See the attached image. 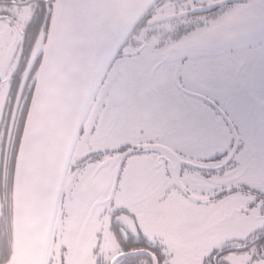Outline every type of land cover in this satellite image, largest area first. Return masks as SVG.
Wrapping results in <instances>:
<instances>
[{"label":"flooded vegetation","instance_id":"flooded-vegetation-1","mask_svg":"<svg viewBox=\"0 0 264 264\" xmlns=\"http://www.w3.org/2000/svg\"><path fill=\"white\" fill-rule=\"evenodd\" d=\"M25 2L33 4V0L10 4L23 6ZM3 3L9 4V0H0V4ZM34 14L23 28L15 26L16 37L20 40L16 56L10 71L0 75V138L4 136L5 124L9 134L5 141L6 165L9 162L15 164L18 150L13 152L12 140L17 136L18 126L21 132L24 127L43 50L37 48L45 43L48 31L43 21L34 33L26 31ZM259 16L264 17V0H160L142 18L128 37L122 58L112 66H119L123 60L131 61L146 49L156 50L157 57L142 75L141 84L127 77L124 71L118 69L114 73L113 81L118 77L129 79L131 103L114 107L115 99L112 100L111 95L116 87L113 82L110 91L95 97L79 138L94 133L105 137L113 129L120 137L103 150L91 147L74 149L66 174L69 181L60 206V224L56 233L60 242L53 241L48 264H117L129 256L140 257L136 264H148L141 254L150 257L151 264H167L166 247L151 240L145 232V203L155 193L149 190L145 193L144 187L136 186L133 183L136 179L125 177L124 172L131 169L127 168L130 164L142 163L140 159L155 158L157 161L166 156L170 159L167 163L163 160L166 169L184 164L181 159H173L170 145L157 148L153 143H167L172 137L192 140V134L186 133L184 127L192 126L197 112L207 113L213 119L211 111L201 103L207 99L202 94L203 88L195 90L201 87L197 79L190 77L185 81L186 87L176 82L178 76L183 80L189 71L188 66L179 62L181 55L204 53L198 66H214L217 78L226 80L245 96L248 110L257 115L260 127L264 128V57L261 56L264 44L260 43L264 40V32L258 34V30L252 29L253 25H264L258 20ZM221 44L222 48L218 46ZM229 47L235 50L231 62L224 51ZM215 52L221 55H209ZM251 55L257 61L246 58ZM209 78L207 71L199 73L200 81ZM179 127L182 131L177 132ZM201 136L211 135L201 132ZM213 157L210 159H219L220 155L215 153ZM92 166L98 167L94 175L79 180L81 173ZM159 169H162L160 162L155 170ZM4 174L0 172V184ZM7 174L13 191L14 172L8 169ZM119 183L124 185L120 188ZM101 190H107L105 197L100 195ZM234 191L221 193V199ZM146 195L150 196L145 200ZM251 196L254 200L244 196L243 199L248 200L239 206L237 229L225 234L238 233L240 245L207 248L204 252L195 247L193 255L199 258L191 264H205L209 256V264H231L238 255L250 259L249 264H264V244L259 243L264 237V192L251 191ZM68 213L72 219L63 223ZM129 236L132 237L131 245L128 244ZM141 239L150 247L133 246ZM233 239L211 245L227 244L234 242ZM153 248L164 257L162 261H157Z\"/></svg>","mask_w":264,"mask_h":264},{"label":"rangeland","instance_id":"rangeland-1","mask_svg":"<svg viewBox=\"0 0 264 264\" xmlns=\"http://www.w3.org/2000/svg\"><path fill=\"white\" fill-rule=\"evenodd\" d=\"M13 1L22 3L25 0H11V2ZM4 5L8 6L10 15L4 18L5 22L0 23V75H6L10 71L12 60L16 56V49L20 40L16 37L15 26L23 28L36 10L32 3L23 6L0 4V6ZM43 45L40 44L37 49H42ZM156 54V50L146 49L135 59L123 60L119 66L109 68L106 72L107 77L104 75L103 83L98 87L95 97H100L104 92L111 90L113 75L118 69L124 71L127 77L141 84L142 75L152 66L151 62H155ZM34 55L35 53H32V56ZM261 56L264 57V51ZM253 57L251 55L246 58L256 59ZM255 61L257 60L253 62ZM131 67L137 70V75L133 76L128 73V69ZM246 109L249 126L247 134L238 137L236 133H232L230 137L225 129L223 130L225 133L219 136L211 135L202 138L201 132H199L195 135L192 134L190 141L175 137H172L167 143L158 141L153 143L155 147L170 145L171 150H173V153L171 152L173 159L179 161L181 159L185 163H180L175 168L166 169L164 165L170 159L163 156L161 160L157 161L155 158L140 159L142 163L133 166L136 163L134 162L127 166L131 169L125 171L126 168L124 170V176L128 175V178L133 176L136 179L133 183L136 186L140 184L144 187L145 193L147 190L155 193V196L151 200L149 198L150 201L145 203V232L151 240H157L161 246L166 247L167 264L196 262L199 257L193 255L195 247L204 252L207 248L240 245L237 240L241 236H238V233L225 234L237 229L239 206L248 199L254 200L251 191L264 192V128L260 127L261 122L256 118L257 115L251 114L247 106ZM214 120L215 123H220L219 118H214ZM184 128V131L190 134V127ZM168 131H170L169 128ZM179 131H182L181 127L177 129V132ZM119 137L116 129L110 131L105 137H102L100 133L83 135L78 138L75 148L85 150L86 147H91L103 150L119 140ZM230 139L232 141L231 146H229ZM241 142H243L241 151L233 157L237 145ZM215 153L220 155V158L210 159V157L215 156ZM163 160H166V163ZM229 160L232 163H229ZM159 162L162 169L155 170ZM175 163L177 164L176 161ZM96 168L98 167L86 168L81 173L79 180L85 179V177L90 178L96 172ZM68 181L69 177L66 178L65 188ZM123 185L120 184V188ZM232 189L235 191L224 195L221 199V193L224 194V192L232 191ZM123 191L127 190L124 189ZM104 194H107V190L100 191V195L105 197ZM243 195L247 196L248 199L244 200ZM149 196L146 195L145 200ZM166 197L169 199L165 200ZM72 202H74L73 199ZM57 219L53 241L58 240L60 242L59 238L56 237L57 228L60 224V212ZM71 219L68 213L63 223L69 222ZM76 226L77 224L75 228ZM68 238L72 239L69 234ZM231 238H234V242L211 245L216 241L224 242ZM235 254L238 255V253ZM231 261V264H249L251 260L242 259L238 255Z\"/></svg>","mask_w":264,"mask_h":264},{"label":"water","instance_id":"water-1","mask_svg":"<svg viewBox=\"0 0 264 264\" xmlns=\"http://www.w3.org/2000/svg\"><path fill=\"white\" fill-rule=\"evenodd\" d=\"M159 2L96 0L93 15L115 39L94 65L91 60L87 63L82 80L76 84L54 57L60 14L58 9L53 10L14 164L12 244L8 264H48L66 174L81 129L91 112L93 96L109 70L116 49ZM257 18L264 22L263 16ZM252 29L260 34L264 32V25H253ZM116 93L115 88L112 100Z\"/></svg>","mask_w":264,"mask_h":264},{"label":"snow or ice","instance_id":"snow-or-ice-1","mask_svg":"<svg viewBox=\"0 0 264 264\" xmlns=\"http://www.w3.org/2000/svg\"><path fill=\"white\" fill-rule=\"evenodd\" d=\"M11 0H9V4ZM35 14L26 31L34 33L43 21L45 27L51 23L52 12L54 9L59 10V22L57 28V38L54 48V57L56 58L59 67L67 74L68 78L74 83H79L84 74V68L91 60L93 65L99 59L108 44L115 39V36L110 32L102 21H99L92 10L96 6V0H33ZM9 8L7 5L0 6V23L5 22L4 18L9 16ZM219 39V37H217ZM264 44V40L260 41ZM127 45V40L122 42L112 56L108 67L111 68L117 60L122 58L123 48ZM223 47V45H218ZM227 53V58L231 62V57L234 49L229 47L224 49ZM209 55H221L220 52L211 53ZM205 56L202 52H195L179 57V62L182 66H188L189 71L185 73L184 79L178 76L176 82L181 87H186L190 77L197 79L201 87L195 89L200 91L203 88L202 94L207 98L201 103L205 104L211 113L213 119H210L207 113L197 112V117L193 119L192 126L189 132L193 135L199 132H205L212 136H219L223 130H227L229 136L236 133L237 136L247 134L248 114L246 109L245 96L237 91L226 80L217 78L216 69L214 66L199 67L198 62ZM39 59V57H38ZM207 71L209 79L207 81L199 80V73ZM130 75H137V70L134 67L128 69ZM107 77V73H105ZM103 83V80H101ZM117 93L114 101V107H120L131 103L132 96L130 92V81L125 77H118L113 81ZM107 95V93H106ZM95 96H93V100ZM103 107V105H101ZM197 111V110H193ZM219 118V124L215 123L214 118ZM222 125V127H221ZM20 128H17V136L12 140L13 152L18 150L19 136L21 135ZM7 124L4 128V136L0 138V172H4L3 182L0 184V264H8L11 258V239H12V222H13V205L11 178L8 169L14 172V163L5 164V141L8 139ZM231 139L229 141L231 146ZM243 142L237 145L233 157L241 151ZM123 150V149H121ZM226 154V153H225ZM215 158V156L213 157ZM229 163H232L229 160ZM259 243L264 244V237H261ZM128 244H132V237L129 236ZM133 246L150 247L141 239ZM157 261H162L164 257L156 249ZM144 259L151 264V258L141 254ZM140 257L129 256L125 261H118L117 264H136ZM255 258V257H254ZM63 257H61V261ZM211 256L207 258L205 264H209ZM51 264V262H49Z\"/></svg>","mask_w":264,"mask_h":264}]
</instances>
